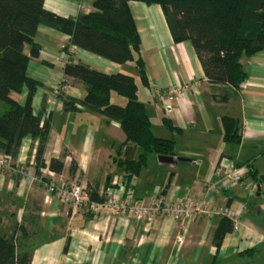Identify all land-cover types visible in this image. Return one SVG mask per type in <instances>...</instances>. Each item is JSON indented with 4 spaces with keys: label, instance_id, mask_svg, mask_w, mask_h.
<instances>
[{
    "label": "crops",
    "instance_id": "0c3cea01",
    "mask_svg": "<svg viewBox=\"0 0 264 264\" xmlns=\"http://www.w3.org/2000/svg\"><path fill=\"white\" fill-rule=\"evenodd\" d=\"M43 7L56 16L73 18L89 11L92 0H44ZM128 7L147 85L132 61L127 67L128 62L115 63L71 45L64 32L38 26L34 37L38 55L30 57L26 73L39 82L32 97L33 112L42 120L49 118L41 155L44 166L36 168V141L28 136L16 157L6 155L8 165H0V231L9 235L18 225L25 228L26 249L32 250L29 264H255L264 258V181L256 183L247 170L241 184L224 190L214 167L227 157L264 175V49L241 59L244 83L233 95L220 99V87L207 81L191 42L173 39L161 7L140 1H129ZM29 51L25 44L24 52ZM67 56L106 74L138 75L137 98L147 108L154 135L174 138L175 162L164 163L150 154L138 175L128 177L119 161L133 160L137 147L127 158L134 145L124 144L119 124L78 102L65 108L60 97L51 96L58 86L62 94L77 100L85 94L82 83L64 81ZM174 85L180 86L181 94L167 102L166 92ZM11 96L24 104L27 89ZM223 116L237 120L238 142L223 139ZM52 158L62 163L60 172L48 168ZM47 171L66 182L96 186L99 196L113 192L144 201L159 194L172 201L206 198L212 208L232 213L233 228L216 246L213 234L220 214H198L182 224L164 215L134 221L108 208L98 215L85 208L73 212L32 179L42 173L51 177Z\"/></svg>",
    "mask_w": 264,
    "mask_h": 264
},
{
    "label": "trees",
    "instance_id": "16d2710c",
    "mask_svg": "<svg viewBox=\"0 0 264 264\" xmlns=\"http://www.w3.org/2000/svg\"><path fill=\"white\" fill-rule=\"evenodd\" d=\"M129 1L157 4L174 40H189L200 61L204 75L212 86L220 87V99L233 95L244 83L246 72L241 59L264 49V0H92V8L73 18H62L43 7L44 0H0V153L16 157L26 136L36 141V168L44 166L41 159L46 142L49 118L44 120L32 110V97L39 82L30 78L26 68L30 57L38 55L34 37L39 25L53 27L70 36V44L118 64L132 61L143 85H147L144 64L139 53V36L130 13ZM30 46L29 53L24 45ZM64 81L82 83L81 99L57 95L65 108L78 102L99 112L107 120L119 124L124 144L137 147L133 160L119 164L136 176L150 154L174 156L175 140L154 135L145 104L137 98V84L132 75L123 72L106 74L67 56L63 67ZM64 81L62 84H64ZM27 89L24 104L11 94ZM112 93L126 99L124 105L114 103ZM223 139L239 141L237 120L222 117ZM171 127V123L164 119ZM236 164V163H235ZM236 166H246L239 164ZM48 168L60 172L62 163L52 158ZM250 177L259 183L264 175L251 167ZM96 186H88L89 197L100 200ZM233 223L221 216L213 234L218 246ZM27 233L22 225L12 234L0 231V264H29L31 249H26Z\"/></svg>",
    "mask_w": 264,
    "mask_h": 264
},
{
    "label": "built area",
    "instance_id": "2783aa9c",
    "mask_svg": "<svg viewBox=\"0 0 264 264\" xmlns=\"http://www.w3.org/2000/svg\"><path fill=\"white\" fill-rule=\"evenodd\" d=\"M61 92V87L53 89L51 96L56 97ZM181 88L179 85L171 86L166 92V101L170 102L175 97L180 96ZM160 99V96H159ZM0 165H8L6 157L0 158ZM8 167V166H7ZM247 172L245 166H236L235 162L227 157L218 160L214 167V174L218 177V183L224 190H231L241 184L243 176ZM35 176L32 179L39 181L44 186L49 195H55L61 202L71 207L73 212H78L82 208L93 215H98L104 208H108L118 216H127L134 221L150 220L155 216H168L182 224L188 223L198 214H220L233 221V215L226 209H214L206 198L195 200L191 198H178L169 200L162 194L156 195L150 201L134 199L122 196L120 193L107 192L100 195V200H93L89 197L87 188L77 182H66L61 178H54L51 172L46 175ZM255 185H252L251 192L254 193ZM176 240L181 241V236Z\"/></svg>",
    "mask_w": 264,
    "mask_h": 264
},
{
    "label": "water",
    "instance_id": "95a60500",
    "mask_svg": "<svg viewBox=\"0 0 264 264\" xmlns=\"http://www.w3.org/2000/svg\"><path fill=\"white\" fill-rule=\"evenodd\" d=\"M135 148H136V146L134 145L128 152H130V156H127L126 155V157L128 158H130V157H132L133 156V154H134V152H135ZM158 160L159 161H161V162H164V163H174L175 161L173 160V158H172V156H162V155H160V156H158ZM256 191H257V195H259L260 194V184H257L256 185Z\"/></svg>",
    "mask_w": 264,
    "mask_h": 264
},
{
    "label": "rangeland",
    "instance_id": "374dc122",
    "mask_svg": "<svg viewBox=\"0 0 264 264\" xmlns=\"http://www.w3.org/2000/svg\"><path fill=\"white\" fill-rule=\"evenodd\" d=\"M130 65H132V63L131 62H128V63H126V67L127 66H130ZM134 77V79H135V81L136 80H138L139 78H138V75H136V76H133ZM141 85V84H140ZM61 87V86H60ZM112 97L114 98L113 99V102H115V103H117V104H120V105H124L125 104V102H126V99L124 98V97H122V96H120V95H118V94H116V93H112ZM140 98V97H139ZM152 155H154V154H152ZM263 257V256H262ZM256 262H259V264H264V258L263 259H260L259 261H256ZM256 262H255V264H256Z\"/></svg>",
    "mask_w": 264,
    "mask_h": 264
}]
</instances>
